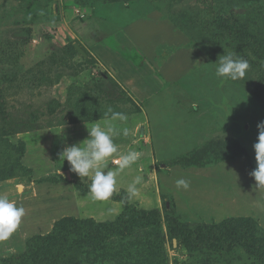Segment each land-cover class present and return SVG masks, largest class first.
Masks as SVG:
<instances>
[{
  "label": "rangeland",
  "instance_id": "rangeland-1",
  "mask_svg": "<svg viewBox=\"0 0 264 264\" xmlns=\"http://www.w3.org/2000/svg\"><path fill=\"white\" fill-rule=\"evenodd\" d=\"M256 40L264 43V0H0V167H15L0 176V195L25 209L0 239V264H17L28 239L61 219L113 222L124 202L190 227L252 220L264 239V186L251 176L264 60L245 46ZM229 53L249 62L244 78L216 76ZM108 108L128 119L112 121L118 151L102 170L115 171L117 184L97 200L91 177L81 179L59 154L94 124L105 126L108 117L94 111ZM129 151L141 156L120 170ZM179 179L189 188H177ZM153 229L106 241L98 264H260L239 250L190 248L164 224L160 234ZM90 250L59 264H87Z\"/></svg>",
  "mask_w": 264,
  "mask_h": 264
},
{
  "label": "trees",
  "instance_id": "trees-1",
  "mask_svg": "<svg viewBox=\"0 0 264 264\" xmlns=\"http://www.w3.org/2000/svg\"><path fill=\"white\" fill-rule=\"evenodd\" d=\"M25 39L27 40L28 36H25ZM256 41L257 50L253 47L254 43L247 42L245 46L255 50V54L264 60V43L261 40ZM240 42H237L238 48L243 43ZM70 50L76 53L73 46ZM94 112L101 116L107 111L95 109ZM14 168L8 169L3 165L0 167V176L11 175ZM77 186L80 185L77 184ZM119 198L121 197H114L115 200ZM122 206V212L113 222L96 223L91 219H61L55 223L47 236L28 239L25 251L16 255L17 264H59L64 255L68 256L70 262L74 261L75 251H81L87 247L91 248L88 253L90 255L86 258L87 264L91 262L98 264L106 255L104 252L106 241L119 237H131L137 228L153 227V233L160 234L161 224L166 226L171 236L190 248L204 249L223 255H232L239 250L248 258L264 264V239L256 237L255 224L252 220L229 221L220 227L202 224L190 227L168 214H165L162 219L158 210H138L125 202Z\"/></svg>",
  "mask_w": 264,
  "mask_h": 264
},
{
  "label": "clouds",
  "instance_id": "clouds-1",
  "mask_svg": "<svg viewBox=\"0 0 264 264\" xmlns=\"http://www.w3.org/2000/svg\"><path fill=\"white\" fill-rule=\"evenodd\" d=\"M216 76L231 79L233 81L246 76L250 64L246 59L235 54H223L215 63ZM108 119L105 126L99 123L88 129L89 137L82 143L66 146L59 154L60 160L67 161L70 170L81 179L91 177L90 192L97 200H107L115 190L117 184V173L113 170L104 171V161L117 153L118 145L114 142V136L118 135L112 121H126L128 117L121 112H115L108 108L105 114ZM258 142L254 144L255 159L257 167L251 176L258 186H264V121L257 125ZM141 156L140 152L129 151L119 156V168L123 170L135 163ZM141 178L136 177L129 185L128 191L135 195L136 185ZM177 188H189V182L185 179L176 181ZM25 215V209L17 206L7 196L0 195V239H7L21 224Z\"/></svg>",
  "mask_w": 264,
  "mask_h": 264
},
{
  "label": "water",
  "instance_id": "water-1",
  "mask_svg": "<svg viewBox=\"0 0 264 264\" xmlns=\"http://www.w3.org/2000/svg\"><path fill=\"white\" fill-rule=\"evenodd\" d=\"M74 48L76 49V51H78V53H80L83 57L85 56L84 52L81 50V48L77 45H74Z\"/></svg>",
  "mask_w": 264,
  "mask_h": 264
}]
</instances>
